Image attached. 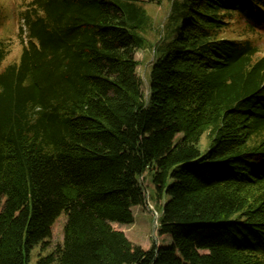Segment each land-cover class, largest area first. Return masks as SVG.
Listing matches in <instances>:
<instances>
[{"label":"trees","instance_id":"trees-1","mask_svg":"<svg viewBox=\"0 0 264 264\" xmlns=\"http://www.w3.org/2000/svg\"><path fill=\"white\" fill-rule=\"evenodd\" d=\"M28 3L20 60L0 42V264H264V0H169L146 93L142 0ZM147 170L149 248L113 225Z\"/></svg>","mask_w":264,"mask_h":264},{"label":"rangeland","instance_id":"rangeland-1","mask_svg":"<svg viewBox=\"0 0 264 264\" xmlns=\"http://www.w3.org/2000/svg\"><path fill=\"white\" fill-rule=\"evenodd\" d=\"M149 15L151 16V25L145 32L148 40V46L136 51V59L139 61L138 74L143 82L144 92H147L149 86L150 68L154 61V45L161 37L163 24L169 14V0H142ZM29 0H0V42H5L10 47V54L4 60L2 67L8 63L19 61L22 52L21 38H25V33L21 32L20 27L23 26L24 20L21 18V11L27 6ZM244 32V21L235 19L233 25L223 32L224 35L234 36ZM246 37L253 39L264 54V30L255 33H247ZM181 135V134H180ZM178 135V136H180ZM207 145V138L204 135L200 142V148L204 150ZM153 173L147 170L144 177L141 178L142 183L146 187L148 201L145 206H134L132 223L122 224L114 223V227L124 231L126 236L134 243L145 248L151 247L155 243L171 241L170 236L165 235L162 238L158 233L159 218L161 214L160 208H157L155 200L151 195H155V189L152 183ZM163 202V201H162ZM161 203V202H160ZM66 217L62 216L54 224L52 229V237L48 240L50 247L63 242L64 224ZM48 251V250H47ZM47 251L42 252L46 254ZM39 247L32 251L31 261L29 264H35Z\"/></svg>","mask_w":264,"mask_h":264}]
</instances>
